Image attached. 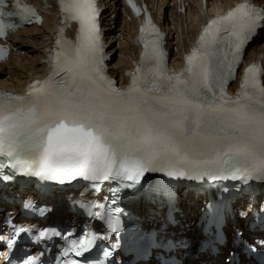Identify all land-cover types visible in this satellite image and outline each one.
Masks as SVG:
<instances>
[{"label": "snow or ice", "instance_id": "obj_1", "mask_svg": "<svg viewBox=\"0 0 264 264\" xmlns=\"http://www.w3.org/2000/svg\"><path fill=\"white\" fill-rule=\"evenodd\" d=\"M128 3L139 14L132 0ZM59 10L64 23L75 22V37L68 39L64 27L59 29L55 47L49 49L52 72L29 85L25 95L0 93V184L18 177L61 186L83 182V188L91 190L71 196L70 208L96 224L65 243L67 230L25 229L9 210L3 220L7 235L0 237V244L20 248L44 243L48 252L47 244L59 238L51 249L52 264H92L89 257L101 245H106L100 248L106 264H179L173 253L186 242L171 238L166 227L145 230L131 205L154 193L153 203H166L168 222H173L172 181L181 179L231 182L207 199L209 223L218 219L224 194L232 193L238 200L246 198L241 217L264 225V198L253 188L264 187V79L258 66L245 70L236 95L226 91L245 46L264 32V10L241 2L209 20L186 56L185 68L171 74L159 30L148 16L139 38L144 51L122 89L106 74L95 0H59ZM39 19L21 0H0V37ZM4 54L0 47V58ZM153 173L168 179L151 186ZM106 182L117 187L93 197L96 187ZM201 188L194 192L199 194ZM25 195L0 189V207L11 203L25 218L32 213L44 216L47 206L39 207L35 200L47 193ZM118 202L125 207L108 208ZM238 236L245 254L254 256L255 264H264V240L247 244L242 233ZM19 260L47 264L30 253Z\"/></svg>", "mask_w": 264, "mask_h": 264}, {"label": "bare ground", "instance_id": "obj_2", "mask_svg": "<svg viewBox=\"0 0 264 264\" xmlns=\"http://www.w3.org/2000/svg\"><path fill=\"white\" fill-rule=\"evenodd\" d=\"M165 2H166L165 0H152L151 4L155 6L156 4L162 5ZM174 15L176 16L175 25L177 29V37H179V35L182 36L185 33L186 31L185 26L186 27L188 26L190 29L194 26L195 18L196 16H198V12H197V9H194L187 16L186 15L184 16L183 14H177V13H174ZM116 21H118L117 18H116ZM114 32L116 31L112 30V31H109L108 34L114 35ZM26 33L28 34L24 36L23 38H21L20 42L17 45V48L20 49L21 52H24V55H22V53L20 52L18 54V57L15 59L16 63L19 62V65H21V67L25 70L31 68L34 64V61L38 60L36 56L39 53H41L42 45L45 42V39L47 38L46 36L47 32L44 29V27H33L27 30ZM118 39H119V46H121V50H122V58L118 63L119 64L126 63V67L128 68L130 65L129 60L132 57L131 52L133 51V47L130 46L129 43H127L125 39V32L121 31ZM184 43L185 42H182V44ZM261 47L263 49V54H264V44H262ZM3 69H4V66L0 65V72H2ZM10 72L15 78H19V76H22V74L24 73L20 69L11 70ZM0 81L6 82V79L1 78Z\"/></svg>", "mask_w": 264, "mask_h": 264}, {"label": "rangeland", "instance_id": "obj_3", "mask_svg": "<svg viewBox=\"0 0 264 264\" xmlns=\"http://www.w3.org/2000/svg\"><path fill=\"white\" fill-rule=\"evenodd\" d=\"M27 46V45H26Z\"/></svg>", "mask_w": 264, "mask_h": 264}]
</instances>
